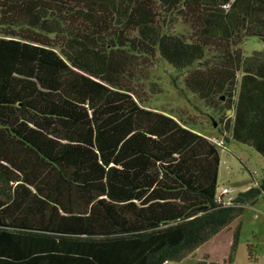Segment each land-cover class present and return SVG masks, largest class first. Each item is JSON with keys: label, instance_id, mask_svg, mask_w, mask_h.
Returning <instances> with one entry per match:
<instances>
[{"label": "trees", "instance_id": "16d2710c", "mask_svg": "<svg viewBox=\"0 0 264 264\" xmlns=\"http://www.w3.org/2000/svg\"><path fill=\"white\" fill-rule=\"evenodd\" d=\"M251 37L264 0H0V264L182 261L238 223L211 264L232 261L264 181L218 198L219 146L135 84L159 55L218 116L217 139L264 157Z\"/></svg>", "mask_w": 264, "mask_h": 264}, {"label": "rangeland", "instance_id": "374dc122", "mask_svg": "<svg viewBox=\"0 0 264 264\" xmlns=\"http://www.w3.org/2000/svg\"><path fill=\"white\" fill-rule=\"evenodd\" d=\"M179 29L183 28L179 26ZM241 49L244 54L251 55L254 50H264V41L253 37L248 38L242 44ZM135 85L148 107L168 112L182 121H187L191 127L211 139L222 138L217 130L219 118L215 112L207 110L201 101L186 89L179 71L159 55L154 56L152 65L149 66L148 78ZM216 144L219 146L221 159L218 194L223 187H228L230 192L226 193L224 198L229 199L248 187L261 184L264 181V157L254 147L233 138L222 145L217 142ZM236 224L238 225V223ZM236 224L232 226L233 230ZM228 235L231 237L232 233L229 231L210 239L209 242L202 245L203 247L197 249L196 257L188 263L166 262L168 264H201L197 260L206 261V258L211 263L219 261L222 263L223 259L218 260L217 255H224L229 249ZM247 244L251 246L252 251V258H249L250 263L248 264H264V260H260L262 256L259 255L264 254V194L254 204H248L243 213L236 246V254L239 257L234 264H242L243 259L241 258L246 256ZM205 252L210 253V258ZM200 256L201 258H198Z\"/></svg>", "mask_w": 264, "mask_h": 264}, {"label": "crops", "instance_id": "0c3cea01", "mask_svg": "<svg viewBox=\"0 0 264 264\" xmlns=\"http://www.w3.org/2000/svg\"><path fill=\"white\" fill-rule=\"evenodd\" d=\"M236 224V223H235ZM237 225V224H236ZM233 226V225H232ZM236 227V226H235ZM235 230V229H234ZM234 230H233V227H231V228H229V229H225V230H223V231H221L219 234H217L216 236H220V234H223V233H226V232H229L230 231V233H232V236L230 237V235H228L229 236V249L226 251V253L224 254V255H217V259L218 260H221V259H223V261H224V259L225 258H227L228 256H229V253H230V251H231V245H232V243H233V239H234ZM232 238V239H231ZM238 239H239V237H238ZM209 242V241H208ZM237 244H238V240H237ZM201 247H203V246H201ZM200 248V247H199ZM246 248H247V252H245L246 254V256H243L241 259H243V261H242V264H248V263H250V261H249V258H252V251H251V246H248V244H247V246H246ZM236 249H237V247H236ZM205 254L210 258V253H208V252H205ZM253 254H254V252H253ZM196 255H197V250L192 254V255H190L189 257H187L186 259H184V260H182V261H180V263L182 262V263H188V262H190L191 261V259H194L195 257H196ZM260 256H262L261 258H260V260H264V254H259ZM204 256V253L202 254V257ZM238 255L236 254V250H235V252H234V256H233V260L232 261H230L229 263H227V264H234L237 260H238ZM198 258H201V256L200 257H198ZM202 260L203 259H198L197 261H199V262H202ZM205 260H206V263L207 264H211V262L208 260V259H206L205 258ZM259 260V259H258ZM222 261V262H223ZM220 262V261H219ZM164 264H168L167 262L166 263H164Z\"/></svg>", "mask_w": 264, "mask_h": 264}, {"label": "built area", "instance_id": "2783aa9c", "mask_svg": "<svg viewBox=\"0 0 264 264\" xmlns=\"http://www.w3.org/2000/svg\"><path fill=\"white\" fill-rule=\"evenodd\" d=\"M212 141H214L215 143L217 142L221 145L223 144V140L220 141V139H217V138H213ZM228 192H230V189L228 187H223L220 191V194H218V198H221V196L225 195Z\"/></svg>", "mask_w": 264, "mask_h": 264}]
</instances>
